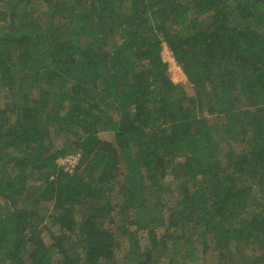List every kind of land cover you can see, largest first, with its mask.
I'll return each mask as SVG.
<instances>
[{
  "label": "trees",
  "instance_id": "obj_1",
  "mask_svg": "<svg viewBox=\"0 0 264 264\" xmlns=\"http://www.w3.org/2000/svg\"><path fill=\"white\" fill-rule=\"evenodd\" d=\"M0 264H264V0H0Z\"/></svg>",
  "mask_w": 264,
  "mask_h": 264
},
{
  "label": "rangeland",
  "instance_id": "obj_2",
  "mask_svg": "<svg viewBox=\"0 0 264 264\" xmlns=\"http://www.w3.org/2000/svg\"><path fill=\"white\" fill-rule=\"evenodd\" d=\"M170 49L167 47V45L163 44V48H162V52H161V55L163 57V60L167 63V69H168V74H169V77L174 81V82H179V83H185L186 82V77L185 75L182 73H178V70L175 69L174 67H170L169 65V62H168V59L170 57ZM179 66V65H178ZM180 67V66H179ZM107 135H105L106 137ZM69 155V154H68ZM63 165L65 168H68L69 166V161L66 162L64 159L62 161Z\"/></svg>",
  "mask_w": 264,
  "mask_h": 264
},
{
  "label": "built area",
  "instance_id": "obj_3",
  "mask_svg": "<svg viewBox=\"0 0 264 264\" xmlns=\"http://www.w3.org/2000/svg\"><path fill=\"white\" fill-rule=\"evenodd\" d=\"M169 53H170V57H169V59H168V62H169L170 67H174L175 69L178 70V73H181L182 70H181V68L178 66V64L176 63V61H175V59H174V57H173V54H172L171 50H170ZM161 56H162V55H161ZM162 59H163V57H162ZM182 73H183V72H182ZM76 158H77V156H75V155H69V156L65 157L64 160H65L66 162L69 161L70 166H72L73 163L75 162Z\"/></svg>",
  "mask_w": 264,
  "mask_h": 264
}]
</instances>
